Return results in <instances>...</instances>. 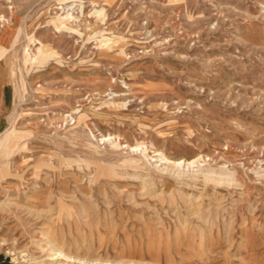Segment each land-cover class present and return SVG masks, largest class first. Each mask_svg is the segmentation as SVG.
Segmentation results:
<instances>
[{
	"label": "rangeland",
	"instance_id": "374dc122",
	"mask_svg": "<svg viewBox=\"0 0 264 264\" xmlns=\"http://www.w3.org/2000/svg\"><path fill=\"white\" fill-rule=\"evenodd\" d=\"M57 263L264 264V0H0V264Z\"/></svg>",
	"mask_w": 264,
	"mask_h": 264
},
{
	"label": "bare ground",
	"instance_id": "6f19581e",
	"mask_svg": "<svg viewBox=\"0 0 264 264\" xmlns=\"http://www.w3.org/2000/svg\"><path fill=\"white\" fill-rule=\"evenodd\" d=\"M132 149H134V148H132ZM195 161H192V163H194ZM180 164V163H179ZM178 164V165H179ZM217 199V198H216ZM190 206V205H189ZM188 206V207H189ZM244 208V207H243ZM240 209V208H239ZM190 211V210H189ZM190 213V212H189ZM189 213H188V215H189ZM241 213V212H240ZM190 215H192V213H190ZM195 215V214H194ZM235 216H236V218H235V220H234V222L233 223H231V224H229V225H227V224H224V223H222L220 220H218V221H212L211 223H209V224H202V226L204 227L203 229H204V231L202 230V235H201V237L204 239V243H206L207 242V244L206 245H208L210 248H215V247H217V246H220V247H223L224 246V243H225V241L228 243V241H232V240H234L235 238H236V235H237V233L240 231L237 227H236V223L235 222H237V220H239V213L237 212V213H235L234 214ZM243 215V214H242ZM244 216V215H243ZM181 219V218H180ZM204 219V218H203ZM247 221V220H246ZM246 221H244V222H246ZM252 221V220H251ZM250 221V222H251ZM205 222V221H204ZM251 226V225H250ZM202 228V227H201ZM251 228V227H250ZM223 230H225V232H223ZM252 230V229H251ZM178 232H179V230H177ZM183 231V230H182ZM196 231V230H195ZM248 231V230H247ZM194 232V231H193ZM245 232V231H244ZM250 232V231H249ZM183 233H185V232H183ZM192 233V232H191ZM198 234H199V232H197ZM246 233H248V232H246ZM181 235H179V233H178V235H177V233H176V235L177 236H179V237H184V239H185V235H182V232L180 233ZM190 234V233H189ZM250 234V233H249ZM198 235H195L194 237H197ZM248 236V235H247ZM178 237V238H179ZM198 237H200V235L198 236ZM216 238H217V241H216ZM180 239V238H179ZM182 239V238H181ZM180 239V240H181ZM195 239V238H194ZM188 240H190V237H189V239ZM198 241V240H197ZM202 241V240H201ZM178 242V241H177ZM182 242H183V239H182ZM189 242L190 241H188V244H189ZM184 243V242H183ZM191 243V242H190ZM197 243V242H196ZM202 242H200V244H201ZM179 244V243H178ZM180 244H181V242H180ZM193 244V243H192ZM199 244V245H200ZM246 244V243H245ZM226 245V244H225ZM244 245V244H243ZM248 245V244H247ZM189 246V245H188ZM193 246V245H192ZM195 246V245H194ZM196 246H197V244H196ZM178 247H179V245H178ZM191 247V246H190ZM201 247V246H200ZM207 247V246H206ZM205 247V248H206ZM227 247V246H226ZM225 247V248H226ZM248 247V246H247ZM254 247V246H253ZM252 247V250L254 249ZM193 248V247H192ZM218 248V247H217ZM216 248V249H217ZM198 249V248H197ZM201 249V248H200ZM204 249V248H203ZM224 249V248H223ZM54 253H53V259H55V260H57V261H61V260H65V262L66 261H70L69 260V257L68 256H65V257H62V254H63V252L61 251V249H59V248H55L54 249ZM205 251H206V249H205ZM211 251V250H210ZM203 252V251H202ZM208 252H209V250H208ZM200 255V254H199ZM225 256V255H224ZM225 259V258H224ZM226 260H227V258H226ZM225 260V261H226ZM224 261V262H225ZM58 264V263H57ZM65 264V263H64ZM132 264V263H131ZM134 264V263H133ZM157 264V263H156ZM158 264H160V263H158Z\"/></svg>",
	"mask_w": 264,
	"mask_h": 264
}]
</instances>
